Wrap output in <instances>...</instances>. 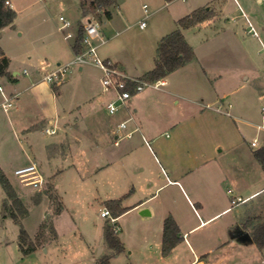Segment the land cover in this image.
<instances>
[{
	"label": "rangeland",
	"instance_id": "374dc122",
	"mask_svg": "<svg viewBox=\"0 0 264 264\" xmlns=\"http://www.w3.org/2000/svg\"><path fill=\"white\" fill-rule=\"evenodd\" d=\"M84 1L86 0H11L13 8L17 11L14 26L0 30V45L9 58L10 75L0 76V81L8 86L24 87L29 75H22L19 80L14 81L10 77L14 71L21 72L26 67L30 75L32 71L40 75L36 67L42 59L53 65L69 63L74 58L69 44L74 41L75 36L63 39V34L68 30L75 33L81 24L88 21L84 9L86 15L99 21L101 29L105 32L107 41L98 46L100 56L107 58L103 56V50L112 52L114 56L111 59L122 61L129 76L142 75L155 60L157 33L167 34L174 30L177 22H171L168 26V18L173 15H187L189 12L184 11L189 9L188 6L192 3V0H174L170 7H162L157 0H129L120 8L125 11L123 16L117 4L109 7L114 14V18L110 20L104 11L89 5L84 7ZM87 1L89 3L90 0ZM239 2L241 7L235 0H212L205 4L206 8L212 6L213 17L198 23L192 32L187 34L198 54L197 60H200L197 64L198 73L205 76V71L210 75L223 72L226 80L224 89L231 88L234 91L225 99V102L231 100L236 105L231 109L232 115L236 108H240L257 122L235 123L233 116L222 114L218 118L219 125L202 138L205 142L213 140L220 143L219 148L222 150L218 148L219 154L224 155L225 159H230L231 163L240 164L242 168L251 167L254 175L256 173L252 164L256 161L252 151L264 144V128H257V125L263 122L264 107V0ZM144 3L151 11L148 16L144 15L142 9ZM61 15L72 22L70 28H59L62 24L59 18ZM144 16L147 26L140 27V20ZM29 62L34 65L30 66ZM80 66H84L83 72L79 70ZM100 75L101 70L92 64L73 63L69 66L67 79L60 86L56 102L63 128L57 129L55 133L45 131L48 119L40 113V108L43 107L47 112L54 114V104L50 98L43 97L36 102L31 100L30 104L18 103V112L16 108L7 111L0 108V165L28 207V214L22 220L23 227L32 238L47 219H51L56 228L57 240L46 242L48 252L41 248L38 253V260L45 264H96L93 257H97L99 249L91 250L90 243L94 246L98 242L104 243L106 222L120 226L122 223L126 224L132 216L123 215L124 217L116 223L109 217L101 216L106 197L103 189L99 187L96 169L103 159L94 150L95 144L86 139V132L83 135L82 128L92 123L93 118L87 116L90 106L99 108V115L104 121L118 120L122 111L107 115L103 110L108 102L105 97L109 94H102ZM205 82L197 90L211 92L209 80L206 79ZM179 83L185 90L189 89L182 81ZM151 90V86H146L144 91L136 93V96ZM21 100L24 101L23 97ZM191 104L181 99L179 104L171 103L167 112L176 111V118L182 121L200 120L198 113L201 110L197 111L199 105H193L196 108L192 109ZM75 119L80 126L75 130L79 139L71 134L75 131L65 128L66 122ZM132 123L130 120L126 122L128 126ZM91 131L96 133L94 129ZM165 131L162 139L167 138V133L172 135L170 129ZM186 132L189 134L192 130ZM132 135L136 140L142 138L140 133ZM256 136L259 140L258 146L253 147L251 142ZM151 145L159 155L156 144L152 142ZM211 151L209 148V152ZM107 153L109 154V151ZM33 163L37 165L43 178L39 187L15 173L17 168ZM244 183L247 184L248 180L245 179ZM233 185L232 179L230 186ZM54 186L62 202L60 213H55L57 202L54 204L46 193L47 188L54 189ZM245 186L246 191L242 187L239 190L233 188L236 193H242L245 197L250 190L264 186V170L260 181ZM10 205L0 183V264H34L31 261H22L23 253L18 245L20 225L8 213ZM238 207L241 209L240 215H244L248 208H256L259 215L252 217L248 222L257 223L260 219L264 220V193L253 200L239 203ZM226 216L217 222H221ZM123 233L121 229L118 231L121 238ZM246 251L249 255L253 251L254 257H258L260 261L264 259L260 249L253 243L246 246ZM126 256L127 254H121L119 259L114 261L116 264H125ZM241 258L246 260L245 264H254L256 261L255 258H252V261L244 256ZM151 260L153 264L155 258Z\"/></svg>",
	"mask_w": 264,
	"mask_h": 264
},
{
	"label": "crops",
	"instance_id": "0c3cea01",
	"mask_svg": "<svg viewBox=\"0 0 264 264\" xmlns=\"http://www.w3.org/2000/svg\"><path fill=\"white\" fill-rule=\"evenodd\" d=\"M127 1L129 0H115L114 3L119 7L122 16L125 11L120 8ZM157 1L161 3L159 6L170 7L174 0ZM211 1L192 0V3L188 6L189 9L184 12L191 13L197 8L205 7V4ZM235 1L241 7L239 0ZM144 5L146 3L142 5L143 12ZM208 8L213 9L211 5ZM108 10L111 12L109 19L112 20L114 14L111 9L108 8ZM144 15L146 16L145 12ZM85 17L90 16L85 15ZM179 18H181L180 15H173L168 18V26L171 22L172 24L177 22ZM79 27L74 33V41L69 44L73 54L76 53L72 46L76 40ZM193 29L194 27L184 29V35L192 46L193 43L187 32H192ZM101 32L102 38L98 39V45L107 41L105 32L102 29ZM163 34L166 35L165 33H157L156 40L158 43L164 36ZM63 39H65L64 34ZM101 39H104V41ZM102 54L108 58L114 56L112 52L107 50H103ZM196 55V60L176 69L164 78L165 83L161 85L162 87L151 86L153 90L138 96L135 93L128 101L127 106L120 110L122 115L119 116L118 120L104 121L99 115L100 110L97 106L88 108L87 116L93 118V120L91 124L89 123L88 126L82 128L84 129L83 135L86 132L85 136H88L86 139L95 144L94 150L103 159L96 169V177L100 179V181L98 179L99 187L103 189L106 197L103 202L105 207L101 212L104 209L110 210L115 218L114 223L119 222L124 217L123 215H132L126 224L122 223L120 226L114 224L118 231L121 229L124 232L122 238L119 236L125 246L124 251L114 253L107 245L105 229L107 225H111L108 222L104 225V243L98 242L95 246L90 243L91 250L94 248L99 249L97 257H93L96 264H99L102 257H109L110 263L116 264L114 260L119 259L121 254H127L125 264H152V258H155L153 264H245L246 260H243L241 256L250 259V261L255 258L253 251H250V255L246 251L247 245L252 243L256 245L252 236V227L255 223H250L248 220L259 214H257L256 208L252 207L248 208L247 211L245 210L244 215H240L241 209L238 204L260 196L264 193V186L250 190L245 197L242 193H236L234 188L239 190L242 187L246 191L245 185L256 184L262 178L264 168L254 154L255 150L261 146L252 151L255 163H257L252 164L256 173L253 175L251 167L242 168L240 164L231 163L230 159H225L224 155L219 154L220 143H215L213 140L212 142H205L202 136L208 135L219 125L220 119L218 120V118L222 114L233 116L235 123L237 121L242 124L257 122L254 118L248 117L240 108H236L234 115H232L231 109L236 105L231 100L225 102V99L234 91L231 88L224 89L223 86L226 83L224 73L216 72V74L210 75L208 71H205V76L201 75L197 69V64L200 62V60H197V52ZM43 60L45 59L41 61ZM114 61L129 76L123 62L118 59ZM29 63L30 66L34 65L32 62ZM153 67L154 61L153 65L149 64L142 75ZM79 70L83 72L84 66H80ZM7 75H10L9 66ZM22 75H29L24 87L16 88L8 86L2 81L0 83L4 84L8 91L18 90L22 92L24 101L20 99L18 103L30 104L31 100L36 102L43 97L50 98L54 104V114L47 112L43 107L40 108L41 115H45L48 119L46 120V127L53 122L58 124L57 129L63 128L62 123L59 121L60 115L56 105L60 94V86L63 83L55 85L48 83L42 80V77L34 71L31 75L24 74L23 71H14L10 77L11 80L15 81L19 80ZM142 75L129 77L139 78ZM206 79L209 80L212 87L211 92L206 93L197 90L206 83ZM99 80L101 82V75ZM180 81L189 89L185 90L181 87ZM102 94L105 96L109 94L105 97L107 101L113 96L111 92L104 90ZM181 99L192 103V109L195 107L193 105H199L197 111L201 110L198 113L201 116L200 120L182 121V119L176 118V111L167 112L171 108V103L179 104ZM18 103L16 112L19 111ZM103 110L107 115H110L106 108ZM63 117L65 116L63 115ZM128 120L133 121L131 126L126 124V127H122L120 125L121 122H127ZM261 124H258L257 128ZM79 127L77 119L65 123V128L72 131L79 129ZM91 129L96 130V133H93ZM169 129L172 135L169 136L167 133V138L162 139L163 131ZM87 130L89 131L87 132ZM187 130H192V132L188 134ZM134 133H140L142 138L134 139L132 135ZM71 134L79 139V134L76 131ZM152 142L156 144L159 155L152 147ZM213 143L215 144L213 145ZM86 144L89 145V143ZM209 148L212 149L211 152H209ZM219 150L221 151L222 148H219ZM234 159L235 155L233 156ZM241 178L247 179L248 183H244ZM232 179L234 188L230 186V180ZM107 189H110V191ZM236 196L248 198V200L232 204V199ZM110 200H121V206L125 211L116 214L108 205ZM168 216L174 217L178 223L181 239L174 245L168 255H164L162 253L164 222ZM224 216H226L225 219L217 222ZM241 230L249 232L252 241H240L238 231ZM56 240L57 238L51 241ZM41 248L48 252L45 243L30 254L22 255L21 253L22 261L45 264V262L42 263L38 260L40 258L38 253ZM259 249L264 256V248ZM255 259L254 264H262V262L264 264V259L262 261L258 257ZM142 260L144 261L141 262Z\"/></svg>",
	"mask_w": 264,
	"mask_h": 264
},
{
	"label": "trees",
	"instance_id": "16d2710c",
	"mask_svg": "<svg viewBox=\"0 0 264 264\" xmlns=\"http://www.w3.org/2000/svg\"><path fill=\"white\" fill-rule=\"evenodd\" d=\"M115 3V0H90L84 1V7L89 5L92 8L104 11V13L110 17L111 12L108 8ZM86 15L85 9L83 10ZM214 10L208 7H200L193 10L191 13L179 18L177 20V27L171 32L164 35L158 43L156 56L154 60V67L147 71L139 79L155 82L160 79L166 78L176 69L187 65L188 63L196 60L197 55L194 47L188 42L184 35V29L197 26L198 23L205 20H209L213 17ZM17 17V11L5 4V0H0V30L8 26H14L15 18ZM83 27L80 26L76 40L72 46L75 52H79L82 49ZM0 75L8 74L9 58L4 55V51L0 45ZM256 159L262 164L264 168V145L255 150ZM0 183L2 184L7 198L11 205L9 214L14 221L20 225L19 234V249L24 255L30 254L38 247L43 246L46 242L57 238L56 228L51 219L45 220L36 233L35 237H31L26 229L23 227L22 220L28 214V207L21 200L12 182L6 175L3 168L0 166ZM48 187V186H47ZM51 201L56 204L55 213L62 211V202L57 193V189L54 186L47 188ZM116 214H120L125 209L121 206V200H110L108 202ZM110 211V210H109ZM252 236L254 242L259 248H264V220L260 219L252 227ZM105 237L107 245L114 251V253H120L124 251L125 246L121 241L118 232L115 231L114 226L107 225L105 229ZM181 239L180 228L178 223L172 216H168L164 222V234L162 253L168 255L174 245ZM99 264H111L109 257H102Z\"/></svg>",
	"mask_w": 264,
	"mask_h": 264
},
{
	"label": "built area",
	"instance_id": "2783aa9c",
	"mask_svg": "<svg viewBox=\"0 0 264 264\" xmlns=\"http://www.w3.org/2000/svg\"><path fill=\"white\" fill-rule=\"evenodd\" d=\"M5 4L13 7L11 0H5ZM144 12L147 16L149 14L148 5H144ZM60 20L62 24L60 29L70 28L72 22L68 20L65 16L61 15ZM88 21L82 25V49L74 54L73 60L67 64L58 63L53 65L48 60H43L36 67V71L41 75L42 80L48 83L62 84L67 79V69L73 63H78L80 65L84 64H94L97 66L101 72V83L103 90L106 92H111L113 94L112 98L106 103V110L108 114L114 115L122 108L127 106L130 98L138 93L146 86L159 87L165 83L163 79L157 80L155 82H148L139 78H132L127 76L116 64V62L111 58H103L98 52V43L96 42L99 38H102V32L100 29V23L98 20L92 17H87ZM146 25L145 18L140 21V26L144 27ZM74 36L72 30H68L64 33V38L68 39ZM104 41V39H101ZM24 74H29V70L25 68L23 70ZM0 95L2 100L0 101V108L7 111L10 108H16L18 101L22 98V92L18 90L8 91L4 84L0 83ZM231 106V104H229ZM263 119H264V107H262ZM122 127H126V121L121 122ZM58 128L57 123L51 122L49 126L45 128L47 133H55ZM264 128V121L258 126V130ZM258 137H255L251 144L253 147L258 146ZM15 173L19 175L23 180H26L33 184L35 187L41 186L43 183V178L39 172V169L35 163L19 167L15 170ZM248 198H243L241 196H236L232 199V204L238 202H245ZM104 217H109L112 221L115 218L112 216L108 209H104L101 212ZM115 231L118 232V228L114 227Z\"/></svg>",
	"mask_w": 264,
	"mask_h": 264
},
{
	"label": "water",
	"instance_id": "95a60500",
	"mask_svg": "<svg viewBox=\"0 0 264 264\" xmlns=\"http://www.w3.org/2000/svg\"><path fill=\"white\" fill-rule=\"evenodd\" d=\"M238 239L242 242H249L252 241V236L247 231H238Z\"/></svg>",
	"mask_w": 264,
	"mask_h": 264
}]
</instances>
